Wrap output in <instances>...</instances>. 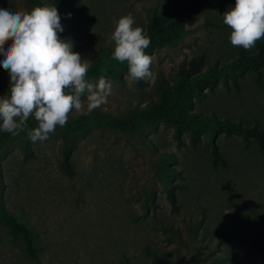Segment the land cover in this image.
<instances>
[{
    "label": "rangeland",
    "instance_id": "obj_1",
    "mask_svg": "<svg viewBox=\"0 0 264 264\" xmlns=\"http://www.w3.org/2000/svg\"><path fill=\"white\" fill-rule=\"evenodd\" d=\"M187 2H0L13 12L56 7L64 29L58 36L89 62L86 79L112 85L100 108L71 111L43 142H32L27 131H0V264H264V143L227 129L234 123L264 131V65L234 75L225 70L241 52H264V38L251 50L231 44L222 14L235 0H208L192 13ZM129 13L145 35L153 17L173 32L145 49L150 82L126 79L127 62L111 58L114 21ZM197 56L201 73L219 77L186 94L181 120L149 115L132 125ZM9 83L0 66V97ZM27 123L38 126L33 117ZM162 153L174 160L170 170ZM147 195L153 205L144 203ZM7 216L31 231L35 256L9 230Z\"/></svg>",
    "mask_w": 264,
    "mask_h": 264
},
{
    "label": "clouds",
    "instance_id": "obj_2",
    "mask_svg": "<svg viewBox=\"0 0 264 264\" xmlns=\"http://www.w3.org/2000/svg\"><path fill=\"white\" fill-rule=\"evenodd\" d=\"M222 17L233 46L251 50L264 38V0H235ZM114 23L111 58L127 62L126 79L150 82L152 58L145 53L150 38L134 27L131 13ZM63 31L56 7L37 6L30 12L0 7V66L10 77L8 92L0 97V131L13 136L27 131L32 142H43L57 125L67 124L71 111L91 114L111 94V82L104 77L86 79L89 62L72 50L71 41L59 38ZM30 117L38 126L29 128Z\"/></svg>",
    "mask_w": 264,
    "mask_h": 264
},
{
    "label": "trees",
    "instance_id": "obj_3",
    "mask_svg": "<svg viewBox=\"0 0 264 264\" xmlns=\"http://www.w3.org/2000/svg\"><path fill=\"white\" fill-rule=\"evenodd\" d=\"M0 2H3V0H0ZM207 2L208 0H188L186 4V11L188 13H192L201 4ZM172 34L173 32L171 33L167 28L159 25L154 17L151 18V21L149 23V31L146 35L148 38H150V45L154 43H161L163 39H167L168 36H171ZM202 61V56L191 58L186 66L181 67L178 73L179 83H177L174 87L164 88L161 92L160 100L156 104H154V106L150 107L147 112L143 114H141L140 112H136L135 121H132L131 124L142 125V120L147 116L149 117V115L150 117L154 118V120L161 119L164 121H180L181 117L184 116V110L182 108L187 104L186 94L196 91L198 89V86L201 84V81L211 80L212 78L219 77L218 75H216V77L214 74L208 72L201 73L199 70V66L201 65ZM260 64L264 65L263 51H259L255 55H247V53L241 52L238 58L235 60L234 65L225 69L228 73L226 75L242 73L246 69L255 70L256 67ZM218 74H221V72H218ZM123 120L127 121V119ZM125 121H121V123L124 124ZM116 126L120 127L119 124H116ZM227 129L229 132L236 133L243 138L253 137L258 142L264 143V131H258L255 128L244 127L234 123H229L227 125ZM212 156L215 161L220 160L216 148L212 150ZM159 158L162 166L167 170H170L171 163L172 161H174L171 155L162 153L159 154ZM65 168L69 169V164L67 163V161H65ZM168 200L174 207L175 197L172 193L168 195ZM144 203L146 205H153V200L150 196L147 195L144 197ZM5 222L10 231L21 236L25 252L31 256H35V248L33 245L31 231L24 224L18 222L15 217L7 216Z\"/></svg>",
    "mask_w": 264,
    "mask_h": 264
}]
</instances>
